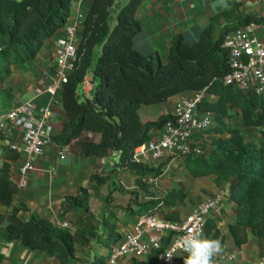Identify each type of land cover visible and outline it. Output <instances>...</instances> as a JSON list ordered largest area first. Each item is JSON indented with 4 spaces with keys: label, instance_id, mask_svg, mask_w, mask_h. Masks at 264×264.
I'll return each mask as SVG.
<instances>
[{
    "label": "trees",
    "instance_id": "16d2710c",
    "mask_svg": "<svg viewBox=\"0 0 264 264\" xmlns=\"http://www.w3.org/2000/svg\"><path fill=\"white\" fill-rule=\"evenodd\" d=\"M72 1L0 0V115L16 102L12 87L6 84L13 73L12 66L37 57L46 41L68 22ZM144 1H93L84 20L75 69L62 86V107L69 119L54 140L66 145L84 132L99 133V142H81L83 156L108 159L122 150L121 166L141 178L160 176L162 165L150 168L134 161L132 155L137 146L150 139L153 130L162 129L174 118L167 114L157 120L143 121L140 108L206 89L208 97L200 109L214 111L215 124L195 135V139L203 142L204 152L187 156L181 166L195 178L215 176V184L225 187L227 196L234 199L237 219L231 231L237 245L245 244L250 232L264 239V144L247 140L237 126L228 122L235 113H240L246 125L261 129L264 135V96L243 93L222 81L231 71L229 51L223 47L226 33L253 21L264 22V18L243 13L241 5L236 3L228 11L213 15L210 26L196 43L186 42L182 35L176 36L164 61L158 53L145 55L133 45L141 30L137 11ZM223 18L227 21L224 25ZM87 74L97 85L90 97L83 98L78 87ZM20 157V153L5 146L6 161L0 168V203L11 209V215L7 231L2 234L4 238L20 240L30 249L45 251L62 264L80 262L78 254L93 240L102 242L106 228L110 236L113 233L117 236L113 244L121 240L122 235L111 225V217L95 223L96 217L89 206L92 196L86 187H81L77 195L65 198L62 204L63 214L77 213L76 230L62 228L36 213L22 220L18 214L27 206L14 204L19 186L12 178L10 163ZM111 177L110 172L101 169L93 174L92 181L95 187H101ZM138 183L143 185L141 179ZM133 192L139 197L137 190ZM147 192L152 198L144 203L136 201L140 206L138 214H143V209L147 213L188 200L184 187L172 188L163 197ZM5 216L0 214V221ZM164 216L181 220L176 210ZM105 242L110 247V237ZM109 252L95 257L92 264H108ZM128 264H159V252L146 260L133 258Z\"/></svg>",
    "mask_w": 264,
    "mask_h": 264
},
{
    "label": "crops",
    "instance_id": "0c3cea01",
    "mask_svg": "<svg viewBox=\"0 0 264 264\" xmlns=\"http://www.w3.org/2000/svg\"><path fill=\"white\" fill-rule=\"evenodd\" d=\"M93 1L73 0L68 22L46 41L37 57L27 63L12 66L13 73L7 79L6 84L12 87L16 101L33 97L36 87L50 82L53 78V52L58 47L59 39L66 35V27L72 22V17L75 14L81 18L76 32V42L79 46L83 36L84 20ZM236 3L241 5L240 10L245 14L260 15L264 8V0H145L137 11L141 30L134 37L133 45L136 50L145 55L158 53L164 61H167L172 41L176 36L182 35L186 42L196 43L203 31L210 26L212 16L228 11ZM226 23V19H221V24ZM180 95L173 96L163 103L143 105L139 110L141 118L143 121H153L161 115L170 114ZM49 101L50 96L48 94L36 99L39 106L45 105ZM54 104V117L50 123L55 129V136H57L69 119L62 107V89L58 92ZM160 131L161 129L153 130L151 134H157ZM21 134V128L14 130L13 140L15 142L20 141ZM1 138L0 134V168L6 161L5 145H3ZM100 139L99 133L87 131L66 145L55 141L43 155L36 158L35 169L28 172L27 183L24 186H21L19 182L22 177L21 167L27 160L26 155H21L18 160L11 161L12 178L19 186L14 204L27 206V209L21 210L18 216L22 220H28L32 214L36 213L57 225L64 221L71 222L74 225L73 230H76L78 227L77 213L69 211L63 214L62 204L65 198L77 195L81 187H86L92 196L89 206L96 217V224L111 217V225H115L118 233L124 234L131 231L135 217L139 215L137 212L140 208L139 204L133 205L134 210L131 209L130 211H124L120 207L125 215V217H121V212L117 211L118 208L112 206L111 196L119 194L122 186L128 190H137L140 193L139 197L151 199V196H148L143 185L138 183L139 179L142 182L144 180L127 168H123L117 163L116 157L111 156L105 159L95 155H82V141L97 143ZM63 148L66 151L65 155H60L59 152ZM111 163H116L117 167L112 168ZM176 163L181 164L182 161L165 159L161 164L163 174L157 176L153 185H149V190L155 192L157 196L163 197L172 188L184 187L188 192L186 203L173 207H161L156 210L163 216L166 212L176 210L180 213L181 220H184L187 214L206 198L207 193L213 192L215 194L219 187L214 182L215 176L195 178L185 168L178 165L177 170L181 174L180 177L171 178L169 173L172 167L176 166ZM102 168L110 172L112 177L109 182L95 189L92 176ZM183 174L187 180L181 177ZM121 179L123 185H121ZM196 179L203 180L205 183L198 188L192 187L191 185L194 183L197 184ZM201 195L203 196L201 197ZM95 202L99 206L96 213L95 208L92 207ZM236 206L234 199L227 196L222 208L215 211L207 222L206 235L203 239L219 240L222 243L223 250L215 257V264H264V239L250 232L245 244L237 245L235 241L231 226L236 223ZM0 214L6 215L5 220L0 221V264H62L59 259L45 251L30 249L20 240L4 238L2 234L7 231L11 209L0 203ZM130 214H134V217L130 218ZM100 216L104 217L99 219ZM109 237L110 234L106 238H102V242L93 240L90 246L85 247V250L78 254L81 261L77 264H92L93 258L103 255L100 254L99 249ZM187 256L188 254H180L179 264H185Z\"/></svg>",
    "mask_w": 264,
    "mask_h": 264
},
{
    "label": "built area",
    "instance_id": "2783aa9c",
    "mask_svg": "<svg viewBox=\"0 0 264 264\" xmlns=\"http://www.w3.org/2000/svg\"><path fill=\"white\" fill-rule=\"evenodd\" d=\"M259 16L264 18V8ZM80 20L78 14L73 15L72 22L66 27V35L58 41L53 52L54 74L50 82L36 87L33 97L16 101L10 110L0 115L3 145L27 157L21 167V186L26 185L28 172L35 169L36 158L55 142V129L50 123L54 117V102L63 82L75 69L76 32ZM223 47L229 51L231 67L230 73L222 79L223 83L233 85L243 93L264 96V22L253 21L227 32ZM96 85L93 77L87 74L78 92L83 98L90 97ZM45 94L50 96V101L39 106L36 99ZM207 97L206 89L181 94L170 113L174 119L167 121L161 131L153 134L147 142L137 146L132 159L156 168L165 159L181 162L189 155H201L204 144L195 139V135L215 124V112L200 109V104ZM19 128L22 129L21 140L15 142L14 130ZM65 152L63 148L59 153L65 155ZM123 154L121 150L112 156L120 163ZM111 166L116 168L117 164L111 163ZM156 178L154 175L142 177L148 185H153ZM121 182L123 184L122 179ZM226 197V188H219L214 195L204 198L184 220L169 219L157 211L137 215L132 230L112 245L108 264H128L133 258L146 260L155 252H159V264H179V255L188 254L183 250L184 238L190 235L203 239L209 218L222 208ZM59 226L74 229L73 223L68 221L61 222ZM169 254L171 259L167 258Z\"/></svg>",
    "mask_w": 264,
    "mask_h": 264
},
{
    "label": "rangeland",
    "instance_id": "374dc122",
    "mask_svg": "<svg viewBox=\"0 0 264 264\" xmlns=\"http://www.w3.org/2000/svg\"><path fill=\"white\" fill-rule=\"evenodd\" d=\"M228 122L230 124L237 126L244 133L245 138L247 140L255 142L258 145L264 144V135H263L261 129H258L255 127H250V126L246 125L243 122L240 113H237V114L235 113L234 117H231V119H229ZM177 165L181 166V164L176 163V166L172 167V170L169 173L171 178H175L176 176L180 177V175H181L180 172L177 170V168H178ZM181 177H183L184 180H187L186 176L184 174ZM196 181H198L197 184L194 183L193 185H191L192 187L198 188L200 185H203V183H205L203 180H199V179L198 180L196 179ZM182 182H183V180H182ZM142 184H143V187L146 190V192L150 191L149 185H147L145 182H142ZM121 185H123V184H121ZM187 185H189V184L187 183ZM95 189H98V188L96 187ZM147 194H148V192H147ZM154 194H155V192H154ZM210 195H214L213 192L207 193L205 196L208 197ZM202 196L203 195H201V197ZM111 197H112V201H113L112 206L118 208L117 211L121 212V215H122L121 217H125V215L123 213L124 211H130L131 209L134 210L133 205L134 206H135V204L138 205V202H136V201H141L144 203V202L149 200V198L145 199L143 196L142 197L136 196L135 193L133 192V189L128 190V189L124 188V186H122V189L119 191V194H117L116 196H111ZM92 207L95 208L94 209L95 213L98 212L99 206L97 205V202L93 203ZM120 207H122L124 211L122 209H120ZM145 212H146V209H143V213H145ZM129 216H130V218H132V216L134 217V214H130ZM103 217L104 216H100L99 219H101ZM108 232H109V229L106 228V230H105L106 234L104 233L105 238L107 236H109ZM121 235L123 237V233ZM116 237L117 236L114 233L110 236V244L111 245L113 244L112 242H114ZM103 243L106 244V242H103ZM99 250H100V254H104V253L109 251V247L103 245L102 247H100Z\"/></svg>",
    "mask_w": 264,
    "mask_h": 264
},
{
    "label": "clouds",
    "instance_id": "9594fccd",
    "mask_svg": "<svg viewBox=\"0 0 264 264\" xmlns=\"http://www.w3.org/2000/svg\"><path fill=\"white\" fill-rule=\"evenodd\" d=\"M183 250L188 253L185 264H215V257L223 249L219 240L198 239L189 235L183 240ZM167 258L172 256L169 254Z\"/></svg>",
    "mask_w": 264,
    "mask_h": 264
}]
</instances>
